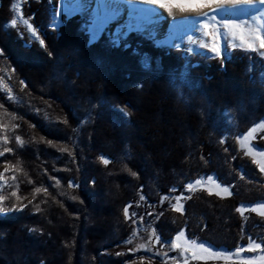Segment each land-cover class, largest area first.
<instances>
[{"label": "trees", "instance_id": "1", "mask_svg": "<svg viewBox=\"0 0 264 264\" xmlns=\"http://www.w3.org/2000/svg\"><path fill=\"white\" fill-rule=\"evenodd\" d=\"M17 2L0 0V77L16 98L0 91V264H125L141 254L124 251L140 224L159 250L181 231L227 253L264 243V218L236 211L264 203L236 139L264 120V57L211 58L134 31L113 40L107 27L92 37L79 13L55 26L51 0H20L29 31ZM252 143L264 148V131ZM209 175L231 194L187 189Z\"/></svg>", "mask_w": 264, "mask_h": 264}, {"label": "rangeland", "instance_id": "2", "mask_svg": "<svg viewBox=\"0 0 264 264\" xmlns=\"http://www.w3.org/2000/svg\"><path fill=\"white\" fill-rule=\"evenodd\" d=\"M233 1L237 5V1L236 0ZM15 7H16L15 9L17 10L15 22H22V23L24 22L25 25L28 27L29 31H31L32 30L31 25L22 19L21 10H20V0H18ZM53 8L54 6L52 0L51 14L53 18H56V16L54 15ZM63 10L66 11L69 15H72L74 13H79L84 17V19L88 20L89 22L91 21V25H89L88 28L90 29V33L92 37H95L99 33V30H101V28L107 27L108 35L110 39H115L118 35L124 37V35L127 34L128 32L134 31L136 33L145 35L146 37L150 38L152 41L158 43L159 45H164L160 42V39L158 38L160 33V28L151 26L150 24L146 23L145 20L136 19L131 15H126L124 9L118 7L117 4L114 3L112 0H105L103 7V14L99 16H93L92 7L82 2L70 3ZM216 23L219 27V31L222 37L224 36V33L226 31L224 28L225 24H236L241 26L244 29V31L250 35L252 40H254V37L257 34L264 36V8L255 10V12L251 14H246V15L240 14L236 17L225 18L223 16H220L217 19ZM205 42H207L208 45H211V36ZM201 44L202 43H200L195 36L191 42L187 41L186 44L183 47H181V49L189 53H195V54L208 53L211 54L212 56H216L215 53H212L209 50V47H202ZM171 46H178V44H173ZM234 47L242 48L239 46L238 39H231V38L225 39L223 40L221 53L223 52L227 53ZM255 49H256L255 52L259 56L264 57V49H261L259 47L258 42L255 43ZM173 83L176 89L179 90V92H183L185 88L183 80L178 81L176 79L173 80ZM0 91H2L3 95H5L7 99L16 101V98L13 96V94L10 91H7L5 87H3L1 77H0ZM228 127L231 128V125H229ZM253 128H255L256 131L253 133L252 137L245 139V137H248V134L246 135L244 134L241 136H236V139L238 141L240 150L243 152L244 155H246V153L249 151V147H251L256 154V159H260L261 154L264 153V148L259 147L258 145H254L252 141L255 140L257 134L261 133V131H264V120L256 124ZM230 134L232 133L226 132V136H229ZM247 156H249L253 160L252 155H247ZM256 165L258 166L259 171H261L259 165L258 164ZM5 166L6 165L3 164V166L0 167V174H2L0 175V189L2 188L1 186L5 184L3 180V172H4L3 170ZM262 174L264 175V172H262ZM197 180L200 181V184H196ZM197 180L191 182L193 184V187L191 189L192 191L203 190L209 194V189H211L212 193L218 197H227L231 194L230 187L225 186L220 182H218L215 176L213 175L201 177ZM216 184H219L222 187H227L229 189L230 194L222 192L221 189H218L216 187ZM217 192H221V194L217 195L216 194ZM182 199L183 198L180 199L179 205L177 204L173 205V209L175 212L184 213ZM1 202L2 200H0V207H2ZM261 206H264V203H256L253 205H240L239 207H243L245 210H249V209L251 210L253 208H259ZM261 216L264 218V215ZM140 226L141 228L137 229L136 231V237L130 243L131 247L125 249L124 251L130 254H132L133 251H140L141 254L135 258L130 259L125 264H156L155 258H157V256H159L158 258L160 259L162 258L164 262L166 263L168 262V264H188L187 260L192 259L190 252L186 253L185 255H181L182 249L173 248L171 243L169 247H166L169 248V250L163 248L164 247L163 245L160 246V250L156 249V246L159 245V241H158L159 235L157 234L155 229L153 227L146 229L142 224H140ZM179 233L175 234V236L171 241H175L176 236L179 235ZM185 237L190 241H195L187 237L186 234ZM141 244L145 245V247L141 248L140 247ZM203 244L205 246H208L205 243ZM256 244H259L260 247L256 248L255 247ZM247 246L248 245L241 247L243 250L239 251V253H237V250L228 253L223 250H217L220 254L219 257H221V260L224 258L222 264H244V262L249 259L254 260L255 264H264V243L260 241L254 242L253 250L251 251L247 250ZM211 249L215 250L214 247H211ZM143 253L146 254L152 253L155 257L147 256L145 254L143 255ZM216 259L217 258H214V260ZM192 260H194L196 263L207 261L200 259H192Z\"/></svg>", "mask_w": 264, "mask_h": 264}, {"label": "bare ground", "instance_id": "3", "mask_svg": "<svg viewBox=\"0 0 264 264\" xmlns=\"http://www.w3.org/2000/svg\"><path fill=\"white\" fill-rule=\"evenodd\" d=\"M126 12L136 19L145 20L153 27L160 28L158 38L164 45L178 44L183 47L186 42H191L196 36L200 43L208 40L210 36L203 35L201 25L206 23L203 18L205 14L215 13L216 21L220 16L225 18L236 17L254 13L255 10L264 8V0H214L209 7L200 8L197 11H180L173 9H160L151 4V0H112ZM73 2H82L95 8L100 0H53V10L56 18L62 10ZM105 0H103L104 5ZM126 27V25H125Z\"/></svg>", "mask_w": 264, "mask_h": 264}, {"label": "snow or ice", "instance_id": "4", "mask_svg": "<svg viewBox=\"0 0 264 264\" xmlns=\"http://www.w3.org/2000/svg\"><path fill=\"white\" fill-rule=\"evenodd\" d=\"M212 3H214V0H151V4L153 6H156L160 9H167L168 11H171L173 9H179L180 11H197L200 8H206L209 7ZM103 0H100L98 2L97 6L92 9V15L93 16H99L103 14ZM206 23L201 25L203 29V35L204 36H211V45H208L207 42H203L201 44L202 47H209V50L212 53H215L217 57L221 55V50H222V44L223 40L225 39H238L239 41V46L242 48H246L249 51H255V43L258 42L259 47L261 49H264V36H261L259 34L255 35L254 40L250 37L248 33L244 31V29L236 24H225V33L224 36L222 37L219 31V27L216 23V16L215 13L212 14H205L203 17ZM256 131L255 128L252 129L248 133V137H245V139H248L249 137H252L253 133ZM17 143H20V138L17 137ZM7 138H4V143H7ZM243 146V145H242ZM10 151V149H4L3 152H0V156L4 155V152ZM246 155H252L253 156V163L258 164L260 167V170L264 172V153L261 154L260 159H256V154L252 150L251 147H249V151L246 153ZM106 163V161H104ZM7 170V169H6ZM2 175V174H0ZM211 179V178H209ZM196 184H200V181L197 180ZM193 187V184L190 182L187 185V189L191 190ZM216 187L218 189H221L222 192L228 193L229 189L227 187H222L219 184H216ZM174 190V189H173ZM41 189L37 188L36 192H40ZM213 194L211 189H209V195ZM217 195H220L221 192H217ZM12 196H16L17 199L19 200L20 197L17 196L16 192L12 193ZM35 198V197H33ZM182 197H177V203H179L180 199ZM143 199V197H142ZM0 200H3V197H0ZM179 210V209H177ZM252 211L256 212L258 215H264V206H261L259 208H253L251 209ZM6 209L0 207V212H4ZM237 212H240L241 215L244 214L245 209L243 207H238L236 209ZM127 213V209L125 210ZM135 215V214H133ZM166 243H171L173 248H181L182 252L181 255H185L186 253H191V258L192 259H200V260H208V259H214L219 257V252L217 250L211 249L210 246H205L202 242H196V241H190L185 237V233L181 231L179 235L176 236L175 241L171 242H166ZM253 244L254 242L250 239L249 244L247 246V250L251 251L253 250ZM141 248H144L145 245L141 244ZM256 248H259L260 245L256 244ZM243 250L242 248L237 249V253L239 251ZM244 264H255L254 260H246Z\"/></svg>", "mask_w": 264, "mask_h": 264}]
</instances>
